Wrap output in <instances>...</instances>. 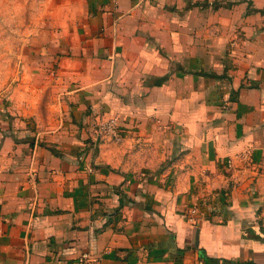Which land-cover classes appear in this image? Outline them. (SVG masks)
Wrapping results in <instances>:
<instances>
[{"label": "crops", "instance_id": "1", "mask_svg": "<svg viewBox=\"0 0 264 264\" xmlns=\"http://www.w3.org/2000/svg\"><path fill=\"white\" fill-rule=\"evenodd\" d=\"M66 4L54 134L0 145V264H264V0Z\"/></svg>", "mask_w": 264, "mask_h": 264}, {"label": "rangeland", "instance_id": "2", "mask_svg": "<svg viewBox=\"0 0 264 264\" xmlns=\"http://www.w3.org/2000/svg\"><path fill=\"white\" fill-rule=\"evenodd\" d=\"M70 7L66 0H0V145L6 138L46 142L54 134L57 87L49 80L58 63L47 51L58 45Z\"/></svg>", "mask_w": 264, "mask_h": 264}, {"label": "built area", "instance_id": "3", "mask_svg": "<svg viewBox=\"0 0 264 264\" xmlns=\"http://www.w3.org/2000/svg\"><path fill=\"white\" fill-rule=\"evenodd\" d=\"M91 145L98 147L99 142L106 136H110L112 139L119 141L121 139V133L118 123V118L115 115H110L104 119L96 122L91 129ZM196 212V206L192 207L190 213L194 215ZM91 259L88 252H82L78 258V264H90Z\"/></svg>", "mask_w": 264, "mask_h": 264}]
</instances>
